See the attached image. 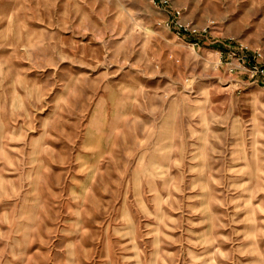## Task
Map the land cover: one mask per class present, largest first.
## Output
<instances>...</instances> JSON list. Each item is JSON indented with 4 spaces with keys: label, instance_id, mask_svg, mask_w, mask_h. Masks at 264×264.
I'll return each instance as SVG.
<instances>
[{
    "label": "rangeland",
    "instance_id": "obj_1",
    "mask_svg": "<svg viewBox=\"0 0 264 264\" xmlns=\"http://www.w3.org/2000/svg\"><path fill=\"white\" fill-rule=\"evenodd\" d=\"M260 66L264 0H0V264H264Z\"/></svg>",
    "mask_w": 264,
    "mask_h": 264
},
{
    "label": "built area",
    "instance_id": "obj_2",
    "mask_svg": "<svg viewBox=\"0 0 264 264\" xmlns=\"http://www.w3.org/2000/svg\"><path fill=\"white\" fill-rule=\"evenodd\" d=\"M258 73L264 74V66H260L259 68H256Z\"/></svg>",
    "mask_w": 264,
    "mask_h": 264
},
{
    "label": "trees",
    "instance_id": "obj_3",
    "mask_svg": "<svg viewBox=\"0 0 264 264\" xmlns=\"http://www.w3.org/2000/svg\"><path fill=\"white\" fill-rule=\"evenodd\" d=\"M217 47H219V48H223V44L218 43Z\"/></svg>",
    "mask_w": 264,
    "mask_h": 264
}]
</instances>
